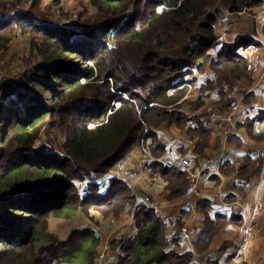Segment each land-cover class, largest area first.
Returning a JSON list of instances; mask_svg holds the SVG:
<instances>
[{
	"label": "trees",
	"instance_id": "obj_1",
	"mask_svg": "<svg viewBox=\"0 0 264 264\" xmlns=\"http://www.w3.org/2000/svg\"><path fill=\"white\" fill-rule=\"evenodd\" d=\"M90 1L95 14L81 16L72 30L48 23L42 0H33L28 10L13 18L23 23V34L29 37V53L23 59L31 66L19 77V87L0 101V264H39L43 248H35V242L54 238L47 231L52 211L69 215L78 206L105 204H109L106 212L122 210L133 194L116 174L104 186V194L95 185L85 198L76 181L98 174L105 177L136 146L153 155L151 172L167 181L171 197L182 194L185 173L157 161L164 145L155 128L186 125L191 116L181 105L194 86L195 78L189 77L192 69L208 64L223 81L243 76L246 62L238 49L246 46L248 38L238 35L230 46L216 50L218 33L228 26L217 22L218 14L223 7L237 14L264 3ZM142 2L147 9L141 8ZM5 18L0 19V51L14 31V23L9 18L3 22ZM213 46L214 55L208 52ZM48 123L65 136L63 156L46 143L34 145ZM139 215L138 231L123 245L117 264H164L161 256L172 264H187L186 255L161 251L167 244L162 220L152 210ZM216 218L206 219L197 248L221 225L222 217ZM78 231L77 241L92 235L90 230ZM72 240V235L56 239L62 248H56L59 252L50 259L76 258L79 248H72Z\"/></svg>",
	"mask_w": 264,
	"mask_h": 264
},
{
	"label": "crops",
	"instance_id": "obj_2",
	"mask_svg": "<svg viewBox=\"0 0 264 264\" xmlns=\"http://www.w3.org/2000/svg\"><path fill=\"white\" fill-rule=\"evenodd\" d=\"M238 35L248 38L246 46L238 51L244 56L249 72L223 82L221 90L218 83L207 82L215 77L208 65L203 70L192 69L194 86L181 105L191 116L186 125L171 123L155 128L164 145L157 161L183 171L186 184L193 183L198 193L187 198L182 193L172 198L167 181L158 172H151L153 155L134 148L118 163L126 162L127 181L128 177L140 180L141 194L135 196L131 212L100 217L102 229L96 220L93 228L83 218L74 225L77 230H90L94 238L105 239L101 241L102 248L94 247L92 264L99 252L104 253L101 264H117L123 249L120 242L134 238L137 218L147 210H152L164 223L167 244L161 250L163 253L186 255L187 264H264V166L261 173L248 179L239 178L234 172L247 157L264 158V138L254 137L264 135V3L248 13L233 14L218 39L232 42ZM211 112L215 116L209 115ZM203 128L209 132L201 144L197 136ZM182 160L191 162L185 167ZM133 208L137 209L134 213ZM217 216L222 217L221 225L197 248L206 219L216 221ZM65 239L66 236L60 240ZM109 241L112 248H108ZM113 242L117 244L113 246ZM161 257L160 261L166 264V257ZM48 263L72 264L55 257Z\"/></svg>",
	"mask_w": 264,
	"mask_h": 264
},
{
	"label": "rangeland",
	"instance_id": "obj_3",
	"mask_svg": "<svg viewBox=\"0 0 264 264\" xmlns=\"http://www.w3.org/2000/svg\"><path fill=\"white\" fill-rule=\"evenodd\" d=\"M32 2L33 0H0V19L6 17L4 20H2L3 22L8 21L9 18L10 23L11 24L14 23V31L12 33H9L10 34L9 41L7 42L5 47L0 51V84L3 81H7L6 84H3V87L0 89V101L5 100L10 93L14 92L19 87L20 85L18 82L19 77L27 70L29 65L31 66V63L27 62L26 57L25 59H23V57L29 53V37L23 34V30H22L23 23L21 25V23L19 22H14L13 18L17 14V12H22V11L24 12L28 10ZM42 3L44 6L43 8L45 9L44 13L47 14L46 20H48V23H51V25L55 27L64 28L68 30H72L73 28H75L76 23L80 21L81 16L87 17V16H93L95 14V7H93L90 0H42ZM141 5H142L141 7L142 9L146 8L145 3L142 2ZM227 10L228 9L225 7L221 8L220 14H218L219 18L217 22L220 21V18L225 13L228 16V21L226 23L220 22L219 24H223V25L230 24V18L233 15V13L230 11L227 12ZM249 11L250 8L245 7L243 8V10L239 11L238 14H241L242 12L248 13ZM241 34H243V32ZM223 44L230 46L231 42L225 39L218 40V42H216L217 46L215 49L219 50ZM214 47L215 46H213V48H210L208 50V52L212 53L213 55L215 53ZM34 61L36 62V59ZM244 62H246L245 59L243 63ZM208 66L209 68H211L210 65ZM206 67L204 66L202 68H196V69L203 70ZM211 69L215 72V77L213 81L209 80L207 82H211V83L216 82L218 83L217 86L219 87V89L223 90V87H221L220 85L223 84V82H228L229 80L223 81L222 79H217V74H216L217 72L213 68ZM245 72L248 73L249 70ZM209 115H211L212 117L215 116V114L212 112ZM208 132L209 131L198 132L197 140L200 141L201 144L204 142V139L207 136ZM228 136L229 134L227 135V137ZM64 137L65 136L62 132L58 131V129L55 126L48 123L40 130L38 134V138L35 140L34 145L40 146L46 143L47 145H50L51 147H53V149H55L54 152L57 151L59 155L63 156L64 154H63L62 146L64 143ZM254 137L264 138V135L262 134L254 135ZM2 138H3V134H2ZM140 150L146 153L150 152V151H145L142 148H140ZM263 166H264L263 157H259L256 159H251L247 157L243 159L236 168H234L235 170L234 172H236L239 178L242 177L243 179H248L250 176L261 173ZM227 168L228 170H231V168L229 167ZM126 171H128V166L126 165L125 162L123 163V165L118 164L117 167L112 168L111 171L108 172L107 175L103 178H100L98 174L93 177L85 176L80 181H76L77 191L81 194V196H84L83 198L86 197L85 194L89 195L95 191V185L97 186L98 193L104 194L106 187L109 185V180L113 178V173L116 172V178L125 182V184L129 189L128 193L133 194V199L132 201L126 202L127 204L124 206V208L119 211L113 209L110 210L111 209L110 208L109 209L110 211L106 212L105 210L109 204H105L101 208H95L92 206H84V207L78 206V208H76L72 213L70 212L69 215H58L57 212L54 211L50 212L47 217V225H48L47 231L54 234V238H51L48 241L44 239H40L35 242V248H40L41 246L43 248L41 255L38 257L39 264H44V262H42V259H44L46 262L52 263V260L50 259L51 254L59 252V250H57L56 248H62V246L57 245V242L55 240L63 239L65 236L66 238H68L70 235H72L73 238L72 248L75 249L79 248V251L75 252L77 253L76 254L77 257L76 258L71 257L70 262L72 264H92L91 258L96 253L95 251H92L90 254L91 248L94 245V239H93L94 236L92 234L90 237L86 232V234L89 237H84L83 239L77 241L76 239L80 236V232L77 230L76 227H74V225L76 224V220L83 218L84 220L90 221V224L92 226L94 221L96 220V223L101 228L99 222L100 217H102L103 219L109 215L119 216L124 212L127 213L131 212V209L134 206L135 196L137 195V193L141 194V192L139 191L140 180L133 178L130 179L128 177V181H127L125 179L127 178ZM143 196L145 197L146 200L149 201L147 195L143 194ZM183 196L187 198V196H185V189L183 192ZM136 210L137 209L133 208V213ZM58 230H60L62 233L58 232ZM95 239H96V244L94 245V247L96 246V248H102L101 241H104L105 239L104 238L101 239L95 238ZM119 241L120 240H118V242ZM52 242L54 243L52 244ZM108 243H109L108 248H112L111 242L109 241ZM127 243L128 240H124L123 242H120V244H122V247L123 245L126 246ZM116 244L117 242H113V246H115ZM166 259H168L166 264H172V261L169 258Z\"/></svg>",
	"mask_w": 264,
	"mask_h": 264
},
{
	"label": "built area",
	"instance_id": "obj_4",
	"mask_svg": "<svg viewBox=\"0 0 264 264\" xmlns=\"http://www.w3.org/2000/svg\"><path fill=\"white\" fill-rule=\"evenodd\" d=\"M229 12V11H227ZM228 21V16L227 14H223V16L220 18V22L222 23H226ZM74 29V28H73ZM190 160H182L181 161V164H184V166H188L190 164ZM198 191L196 190L195 186L193 183H189L187 186H186V189H185V196H191V195H195L197 194ZM216 196V194H215ZM187 208H189V204L188 203H185L184 204ZM104 260V253L103 252H99L96 254L94 260H93V264H101V262Z\"/></svg>",
	"mask_w": 264,
	"mask_h": 264
}]
</instances>
